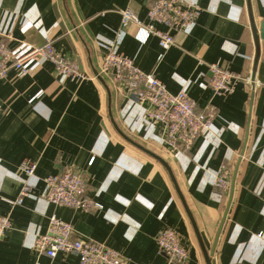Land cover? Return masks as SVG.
I'll use <instances>...</instances> for the list:
<instances>
[{"label":"crops","instance_id":"1","mask_svg":"<svg viewBox=\"0 0 264 264\" xmlns=\"http://www.w3.org/2000/svg\"><path fill=\"white\" fill-rule=\"evenodd\" d=\"M152 1L0 0V28L13 31V48L22 41L42 45L46 36L51 38L88 76L99 69L100 35L114 40L116 50L139 68L154 71L171 93L180 91L179 78L188 80L198 109L209 104L217 108L212 133L199 136L190 150L167 145L159 123L140 127L139 106L112 88L115 121L129 137L170 163L209 252L231 192V187L221 192L214 185L215 175L229 165L232 181L245 149L212 264H264V241L256 236L264 232V41L252 86L258 48L247 0H187L202 12L192 30L175 33L176 44L166 52L154 35L145 38L141 29L138 36L120 30V11L127 7L150 22ZM251 5L256 22H261L264 0H251ZM217 62L243 76L230 96H215L209 85V64ZM95 76L77 83L59 77L54 64L46 62L25 76L10 70L0 81V215L12 223L0 240V264H80L76 254L60 252L51 258L35 248L52 215L69 222L77 237L116 250L128 264H169L157 240L164 228L178 232L189 251L188 264H207L168 170L116 131L107 90ZM26 160L37 162L40 181L22 204H15ZM67 168L85 177L99 209L56 205L43 196L42 179Z\"/></svg>","mask_w":264,"mask_h":264},{"label":"built area","instance_id":"2","mask_svg":"<svg viewBox=\"0 0 264 264\" xmlns=\"http://www.w3.org/2000/svg\"><path fill=\"white\" fill-rule=\"evenodd\" d=\"M201 12L202 8L187 0H153L147 13L150 22L141 20L132 8L127 7L120 11L122 16L120 30L138 36L140 32L137 30L141 29L145 38L154 35L166 52L176 44L175 33L192 30ZM29 21L31 20H26L23 29L30 25ZM157 24L165 26L166 29L159 28ZM133 28L135 32L132 31ZM14 39L11 29H0V80L6 79L10 70L15 69L19 76H25L35 72L46 62L54 64L59 77L70 78L77 83L86 79L96 80L95 75L86 74L77 60L67 58L59 52L51 38H45L42 45L22 41L18 47L11 48L10 41ZM97 42L103 50L98 67L99 73L106 78L111 88L136 102L140 108L138 122L140 127L147 124L154 128L156 124H161L164 142L173 148L179 144L184 150H190L193 141L199 136L206 137L212 133L217 108L214 104H209L202 110L198 109L196 101L189 94L188 80L179 78L180 91L176 94L171 93L154 71L142 70L132 58L117 51L114 40L99 35ZM209 69L212 73L209 85L215 96H230L243 80L241 74L218 62L209 64ZM37 167V162L32 160H26L21 164L25 177L22 179L23 186L15 204H22L37 187L40 181L36 172ZM229 176V169H222L215 176L214 185L221 192L230 189ZM42 180L45 183L43 196L50 203L86 211L97 210L100 207V203L90 197L85 177L72 168L48 175ZM11 226L10 217L0 215V240ZM256 236L264 241V232ZM157 240L169 264H188L189 251L183 245L177 231L164 228ZM34 245L51 258H55L60 252L76 254L80 257V264H128L126 258L106 244L77 237L73 226L56 215L50 217L47 232L38 236Z\"/></svg>","mask_w":264,"mask_h":264},{"label":"water","instance_id":"3","mask_svg":"<svg viewBox=\"0 0 264 264\" xmlns=\"http://www.w3.org/2000/svg\"><path fill=\"white\" fill-rule=\"evenodd\" d=\"M247 5H248L249 11H250L251 28H252V31H253V35H254V39H255L256 46L258 48L257 49V53H256V57H255V63H254V67H253V74H252V80H251L252 81V86H254L255 85V80H256V67H257V65L259 63L261 41H264V19L261 22L257 23L256 20H255V18H254V16H253V13H252L251 0H247ZM94 74L97 75L99 81L102 83V85L107 90L108 98H109L108 112H109V116L111 118V123H112L113 127L116 129V131L123 138H125L126 140H128L129 142H131L132 144H134L135 146H137L139 149H141L142 151L146 152L147 154H149L150 156H152L153 158H155L159 162H161L166 167V169L168 170V172H169V174H170L173 182L175 183V187H176V189H177V191H178V193H179V195H180V197H181V199L183 201V204L185 206V209L187 210L188 215L191 218L192 223L194 224V228H195V230L197 232V235H198V237L200 239V243L202 245V248H203L204 253H205V256H206L207 264H212V260H213V255H214V252H215V248L217 246V242H218L219 237L221 235L222 229L224 227L225 221L227 219V216H228V213H229L231 204H232V200H233V196H234V192H235V186H236V178H237L239 166H240V163L242 161V157L244 155L245 149L243 150V152L241 154V158L238 160V164L236 165V167L234 169L233 177H232V181H231V192H230V196H229V201H228V204H227L225 213L223 215V218H222V221H221L219 230L217 232L216 239H215V242H214V246L212 247V249L209 252L206 249V247H205V244H204V242L202 240V237H201V235L199 233V230H198V228L196 226V223H195V220H194L193 215L191 213V210H190V208H189L186 200L183 197V194L181 192V189L179 188V186L177 184V181H176V178H175V175L173 173V170H172V167H171L170 163L167 160H165L162 156H160L159 154H157L156 152L148 149L147 147L143 146L139 142H136L135 140H133L131 137H129L120 128V126L115 121V118H114L113 112H112V88L109 85V83L103 78V76H101L99 74V72H98V70L96 68H94Z\"/></svg>","mask_w":264,"mask_h":264},{"label":"bare ground","instance_id":"4","mask_svg":"<svg viewBox=\"0 0 264 264\" xmlns=\"http://www.w3.org/2000/svg\"><path fill=\"white\" fill-rule=\"evenodd\" d=\"M0 29H1V28H0ZM46 38H47V36H46ZM10 47H11V46H10ZM11 48H13V47H11ZM130 58H131V57H130ZM13 70H15V69H13ZM99 74H100V73H99ZM100 75H101V74H100ZM101 76H102V75H101ZM103 77H104V76H103ZM0 81H2V80H0ZM150 119H151V120H155V119H153V118H150ZM155 121H157V120H155ZM158 122H159V121H158ZM194 142H195V141H193V144H194ZM193 144H192V145H193ZM192 145H191V146H192ZM176 148H177V149H178V148H179V149H183V148L180 147L179 144H178V146H177ZM183 150H184V149H183ZM186 151H188V150H186ZM228 166H229V165H225L222 169H223V170H226V169H228ZM217 174H218V173H217ZM217 174H216V175H217ZM216 175H215V176H216ZM230 187H231V184H230ZM228 191H229V189L227 190V192H228Z\"/></svg>","mask_w":264,"mask_h":264}]
</instances>
